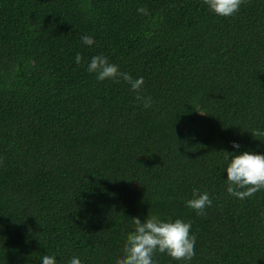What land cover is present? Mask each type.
<instances>
[{"label":"trees","instance_id":"obj_1","mask_svg":"<svg viewBox=\"0 0 264 264\" xmlns=\"http://www.w3.org/2000/svg\"><path fill=\"white\" fill-rule=\"evenodd\" d=\"M97 55L143 77L151 107L89 73ZM253 130L264 0L231 17L204 0H0V264H115L147 216L196 237L190 262L156 264H264V189L239 199L226 182L225 152L264 155ZM193 189L212 200L204 215Z\"/></svg>","mask_w":264,"mask_h":264},{"label":"clouds","instance_id":"obj_2","mask_svg":"<svg viewBox=\"0 0 264 264\" xmlns=\"http://www.w3.org/2000/svg\"><path fill=\"white\" fill-rule=\"evenodd\" d=\"M209 9L222 17L234 16L240 10L244 0H204ZM138 11L147 15V9L139 8ZM83 44L91 46L95 41L92 36L82 35ZM75 60L80 64L82 55L76 53ZM89 73H95L99 81L113 79L119 82L122 78L130 85V91L136 93L135 99L140 101L145 108L151 107V97L140 94L144 84L143 77L133 79L127 72L119 71L116 64L109 63L103 55L93 56L87 66ZM264 135L260 130H253L252 136ZM234 148L239 144L233 143ZM227 172V192L239 199L253 196L264 189V155L243 151L239 154L225 152ZM157 167V166H156ZM187 207L204 215L205 209L211 207L212 200L207 192L193 189L192 198L186 201ZM132 231L127 232L123 245V255L116 259L115 264H156L153 260L155 254H166L174 260L190 262L195 256L196 237L191 234V223L181 219L163 221L157 216H147L142 222L133 218ZM42 264H56V257L44 255ZM68 264H81V260L73 257Z\"/></svg>","mask_w":264,"mask_h":264}]
</instances>
